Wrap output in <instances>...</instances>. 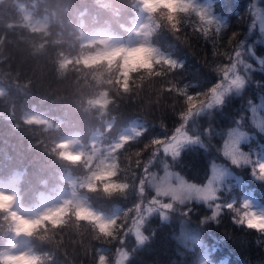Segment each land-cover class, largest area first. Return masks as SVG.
I'll use <instances>...</instances> for the list:
<instances>
[{
    "label": "trees",
    "instance_id": "obj_1",
    "mask_svg": "<svg viewBox=\"0 0 264 264\" xmlns=\"http://www.w3.org/2000/svg\"><path fill=\"white\" fill-rule=\"evenodd\" d=\"M214 1L215 9L228 18L227 27L219 33L208 28L205 35L200 22L193 18L174 38L162 32L157 37L159 44L178 61V66H157L158 76L130 73L125 92L121 90L125 79L117 77L115 70L109 71L102 64L85 68L79 62L87 47L78 48L74 37L80 26L96 30L110 27L125 35L119 25H129L130 0H115L109 5L107 0H0V86L4 90L0 95V173L21 168L17 162L20 158V161H36L42 175L68 171L71 166L72 174L81 175L82 163L73 166L54 158L58 148L51 141L55 135L70 132L85 139L89 131L99 128L98 133L108 145L107 141H113L128 122L140 124V135L116 152L119 165L116 179L132 185L131 195L105 196L102 188L109 182L108 178L95 180L96 191H85L94 209L110 212L112 206L124 208L117 219L114 236L101 237L93 223L89 222L90 227L84 220L76 224L77 218L61 220L56 226L44 221L33 230L31 238L33 249L40 257L37 264L41 261L59 264V254L70 264H96L99 246L107 247L109 255L122 245L116 240L120 235L117 233L122 232L130 205L140 201L151 205L154 202V206L158 202L160 206L172 203L174 210L166 209L167 219L154 212L144 221L141 232L147 240L139 244L125 264H192L194 261L198 264V257L205 255L202 246L210 247L215 254L245 255L249 262L244 264H264L263 249L256 244L254 231L235 228L226 214L217 222H203L210 214L203 204L179 205L148 192L140 194L144 167L163 142L184 124L181 114L187 111V96L206 102L209 90L218 82L225 83L224 71L232 66L233 56L242 42L250 43L255 54L252 69L241 74L244 87L239 93L228 94L222 105L206 110L184 125L188 135L198 136L200 143L186 145L175 158L168 156L169 165L188 181L203 184L213 163H227L221 147L228 130L234 127L252 130L250 106L264 96V65L261 64L264 50L248 38L251 0ZM25 12L46 18L47 30L31 31L24 21ZM103 92H107L110 100L104 114L89 104L90 99ZM25 111L43 114L52 123L49 135H44L41 128L26 131L22 118ZM6 135L12 145L5 141ZM154 139L162 143L153 144ZM252 190L257 197L264 198V181L254 183ZM209 237H214L217 244ZM204 241L209 242L203 245ZM206 256L219 264L210 254Z\"/></svg>",
    "mask_w": 264,
    "mask_h": 264
},
{
    "label": "clouds",
    "instance_id": "obj_2",
    "mask_svg": "<svg viewBox=\"0 0 264 264\" xmlns=\"http://www.w3.org/2000/svg\"><path fill=\"white\" fill-rule=\"evenodd\" d=\"M131 3V17L129 25L120 24V29L125 33H120L108 29H97L96 34L92 36H85L81 33V37L86 40V45L90 49L86 54L82 55L79 62L85 68L104 65L107 70L117 72V77L123 75L125 83L121 85L122 91H128L127 78L130 73L144 72L151 73L156 76L160 73L156 70L157 66L167 65L164 61L171 57L164 50H162L157 37L162 32H167L172 38L181 30L183 25L195 18L201 22L202 14L207 13L205 5L198 2V0H130ZM42 30V29H34ZM64 65L62 64V67ZM99 83V80H97ZM119 83V79H117ZM107 92L101 93L99 99L89 101L93 106L99 105L101 108L106 107L110 100L107 97ZM27 123H47L40 120H29ZM50 126V125H49ZM140 133H137L139 136ZM132 137L121 136L119 142L114 145L115 149H120L125 143L130 141ZM76 141L63 140L56 145L60 149L56 153L57 158L67 164L82 163L85 154L83 152H74L72 148ZM56 148L53 151H56ZM89 163L85 164V168L89 167L92 157H87ZM103 163V161L101 162ZM118 162L113 160L109 165H106L107 171H92L81 183L80 187L86 191H96L92 180H100L101 178H108L109 182L103 185V192L107 197H128L131 195L132 185L128 182L116 179L119 175ZM140 194H143L144 181H140ZM158 196L170 197L175 204L183 205L186 200L191 199L194 193L189 192L185 184L179 181L173 186L167 179L159 182H154ZM76 194L73 193V196ZM22 197L18 192H4L0 191V214L3 218L9 221V231L13 237L31 236L33 230L42 221H50L53 226L60 224L59 219L66 211L64 207L49 209L45 211L39 219L25 217L21 214L18 208V201ZM71 203V202H66ZM169 210H174L172 203H169ZM75 216L78 220L91 222L95 225L96 231L104 238L113 237L114 231L117 227V215L106 216L104 213L94 211L87 205L86 200L82 198L75 199ZM139 207V205H136ZM120 206L117 205L116 209ZM264 211V209H261ZM167 219V217H163ZM147 240V239H146ZM12 248L16 245L12 244ZM40 260L38 256H28L27 254L13 255L8 251H0V264H37ZM104 260L106 257L104 256ZM119 264V261L117 262Z\"/></svg>",
    "mask_w": 264,
    "mask_h": 264
},
{
    "label": "rangeland",
    "instance_id": "obj_3",
    "mask_svg": "<svg viewBox=\"0 0 264 264\" xmlns=\"http://www.w3.org/2000/svg\"><path fill=\"white\" fill-rule=\"evenodd\" d=\"M109 4H111L115 0H107ZM198 2L202 4H206L211 8L212 14L215 17L220 18L224 25L226 26L227 20L223 18L221 15L217 14L214 12V6L212 1L210 0H198ZM251 6V15H252V26L250 28L248 38L252 39V41L260 44V47L264 50V31L261 30V17H264V0H251L250 2ZM29 16L26 17L27 22L29 23V27L34 30V29H42V30H35V31H45L47 29V21L44 19H34L30 18ZM222 27L221 30L223 28ZM208 28L215 29V26H208ZM251 49V51H249ZM240 52V56L237 57L236 53ZM232 64L235 62L236 63V69L235 73H229V78H232L234 75H239L241 76L242 73H247L252 69V60L255 58V54L253 51V47L251 46L250 43H245L242 42L240 45V48L236 51ZM73 55V54H72ZM72 55H70L72 58ZM120 78L125 79V77L121 74ZM227 81L225 80V83L223 85H226ZM235 91L231 92L234 93ZM230 94V93H229ZM210 95V92L208 96ZM101 97L98 96L96 99H99ZM106 99L107 97H104ZM108 106V105H107ZM106 107L101 108L99 105H96L95 107L99 109L101 113L106 112ZM251 116H250V124L252 125V131L248 132L246 130H243L239 127H234L230 129L227 133L226 139L222 145V155L225 160L228 161L229 165L226 164H213L210 169V176L201 185L193 184L188 181H186L183 177H181L177 172L173 171L170 168L169 163L167 162L166 158L167 156L171 155L170 153H165L164 151V145L161 148V151L157 152L156 155L153 157L151 160V163L143 169L142 171V180L144 181L143 188L144 191L146 190L150 192L153 196H158L156 194L155 188L153 187L154 182H159L161 180L167 179L170 181V183L175 186L179 181H183L184 184L186 185H194L198 188H204L206 187L209 182L212 180L213 177V168L214 166L217 169H226L230 175H228L223 182L216 184L213 183V187L216 189L215 193V199L205 201L203 199L197 198L195 195L191 199H188L185 201L184 204H189V203H202L204 206H206L210 210L209 217L203 219V221H213L217 222L218 219L220 218L221 215L226 214L228 218L230 219L231 223L234 224L235 228L242 230H253V236L256 239V244L261 246L263 251H264V231H259L257 229H252L248 228L246 223H238L237 221L240 220V218L244 215L246 209L243 207V203L239 202L238 199V192L242 191V194H244L245 198H250L254 204V206L258 209H264V202L258 200L250 191L245 192V185L243 181V177L246 178H251L255 182L259 181L254 178L253 176V169H256V175H259V169L258 166L256 165L257 158L261 155L262 151H264V130L261 128L262 122H264V97H260L258 102L251 106ZM39 115H33L29 116L26 121L29 120H35ZM139 124L134 123L132 124L128 129H126L123 132L124 136L132 137L135 138L137 136L134 135L132 132L133 129L139 132L138 129ZM233 130H236L240 133L244 134V139L241 140V142L237 145L238 149L240 152H243L247 155L248 159L251 161L249 164H233L232 160L229 156L225 155V145L226 142L229 140V133ZM119 137V136H118ZM102 138H98L97 136H94L90 142V144H84L78 137H69L66 140H74L76 143L74 144L72 151L74 152H83L85 154L84 160L89 163L87 157L91 156L92 160L91 163L89 164V168L91 167V171L87 170V174L80 177H71L68 176L66 180L68 181L70 185V189L64 187L62 190L58 191V195L55 197H50L49 200L42 202L39 206L35 207L34 209H28V208H23V207H18L21 211V214L24 215L25 217L28 218H33V219H39V217L47 210L49 209H55L58 207H64L66 211L59 217L62 221L67 220V218H76L75 216V207H74V202L75 199L77 198H82L86 200V203L88 206H90L94 211L99 212V213H104L106 216H112V215H119V211H115L114 213L111 212H105V211H99L97 209H94L89 202L87 201V193H81L80 190L83 189L80 187L81 183L84 182L85 178L89 175L88 172L92 171H107L109 169L106 168V165H109L113 162V160L116 161L115 153L117 149H115L114 145L119 142V139H116L115 142H113L110 146L106 147L105 144H103L100 140ZM168 140L167 142H169ZM166 142V143H167ZM165 143V144H166ZM172 156V155H171ZM103 161V163H101ZM49 171H52L49 169ZM237 173V174H236ZM239 174V175H238ZM49 175H44L42 176V179L46 181L47 177ZM17 182V178H13L8 183H2L0 184V191L4 192H17L15 184ZM92 182V181H91ZM141 186V184H140ZM73 193L76 195L73 196ZM241 194V195H242ZM20 196V195H19ZM151 196V195H150ZM23 197V196H20ZM165 198H170L166 196H162ZM171 199V198H170ZM66 202H71V203H66ZM233 204V208H228L226 207L227 204ZM139 205V211L137 210L138 214L137 217L133 216L132 219H130V225L126 228V234H131L133 238L136 240L135 236V227L137 225V222L141 220V218H145L144 216V210L142 206H148L151 208L150 203L147 201L144 204H138ZM217 205H219V208L217 209ZM137 209V207H136ZM155 210V208H153ZM72 210V211H70ZM256 209L253 208L251 210L247 211H255ZM69 211L72 213V215L69 214ZM216 212L215 219H213V212ZM135 212L134 215L137 213ZM132 213V211H131ZM130 213V214H131ZM152 212L148 213V215H151ZM80 220L76 221V224H78ZM44 222V221H42ZM41 222V223H42ZM88 224L87 226L91 225L88 221H86ZM75 224V223H74ZM4 225L5 226V231L3 232L6 233L9 231V221H7L4 224V218L3 214H0V226ZM90 227V226H89ZM140 231H141V223L139 224ZM1 238V235H0ZM12 244H15L16 247L12 248ZM125 246L122 248H115L113 249L110 254H107V247L105 246H99L97 250V264H99V256L104 255L106 257L105 264H117V262L120 260V253L121 251H125ZM3 251H8L10 254L13 255H20V254H27L28 256H33L31 250L27 247L26 245V237L25 236H19V237H13V240L7 248V250ZM209 259V258H208ZM42 262V261H41ZM125 263V262H124ZM192 264H197L195 261ZM223 264V263H221Z\"/></svg>",
    "mask_w": 264,
    "mask_h": 264
},
{
    "label": "snow or ice",
    "instance_id": "obj_4",
    "mask_svg": "<svg viewBox=\"0 0 264 264\" xmlns=\"http://www.w3.org/2000/svg\"><path fill=\"white\" fill-rule=\"evenodd\" d=\"M205 5L207 9V13L202 14L201 17V29L205 35L208 34V26H215L216 32L219 33L221 28L224 27L223 21L213 16L211 8ZM261 30L264 31V17H261ZM251 51V49H249ZM237 57L240 56V52L236 53ZM170 68H175L178 66V61L168 57L164 61ZM261 64L264 65V61H261ZM236 63L234 62L230 68H227L224 71V77L227 81L226 85L217 84L213 88H211L210 95L207 98V101L199 100L197 101L195 97L189 95L187 96V104L188 108L187 111L181 114V119L183 120L184 124H182L179 128L176 129L175 135L171 138L169 142L164 144V151L165 153H170L174 158L180 155L181 150L190 144H199L200 139L198 136H190L184 130V125H186L190 120L194 121L196 117H199L202 113L206 110L212 109L214 106H220L224 103L225 97L235 91L239 93V91L244 87L245 80L239 76L234 75L232 78H229V73H235ZM202 94L197 93V96ZM262 130H264V122L261 124ZM135 136H137L138 131L135 129L132 130ZM244 139V134L240 133L236 130H233L229 133V140L226 142L225 145V155L229 156L232 160L233 164H249L251 161L248 159L247 155L243 152H240L237 145ZM153 144H160L162 141L158 139H154L152 141ZM256 165L259 169V175H256V169H253V176L255 179L259 181H264V151H262L261 155L257 158ZM230 175V173L226 169H217L215 166L213 168V177L209 184L204 188H198L194 185H186L185 187L189 190V192L194 193L195 196L199 199H203L205 201L215 199L216 189L212 186L213 183L219 184L223 182V180ZM181 184H184L183 181H180ZM163 208L168 209L170 205L164 204L162 205ZM228 208H233V204L229 203L226 205ZM243 207L246 210H251L255 208V211H245L244 215L240 218L238 223H246L248 228L257 229L259 231H264V211L258 209L254 206L252 200L250 198H244L243 200ZM219 205H217V209ZM139 211V207H137ZM147 211L150 213L154 211V209L149 208ZM161 216L164 217V213H161ZM216 212H213V219H215ZM166 218V217H165ZM143 218L137 222L135 227V236L137 244H143L147 237L143 235L140 231L139 224L142 223ZM129 259V254L125 251H121L120 253V260L119 264H124L125 261ZM99 264H105L104 255H100Z\"/></svg>",
    "mask_w": 264,
    "mask_h": 264
},
{
    "label": "bare ground",
    "instance_id": "obj_5",
    "mask_svg": "<svg viewBox=\"0 0 264 264\" xmlns=\"http://www.w3.org/2000/svg\"><path fill=\"white\" fill-rule=\"evenodd\" d=\"M69 40H72V38L70 37ZM35 120L46 121V119L41 115L37 116ZM25 124L27 125V127H25L26 131L31 132L32 130H38V128H41L43 129L42 133L44 135H49V129H50V126L52 125V123H49V122L47 123H35V122L27 123L25 122ZM5 141L9 145L13 144V142L9 140L7 135L5 136ZM17 162L18 164L20 162L21 168L19 169L13 168L10 174L11 178L9 180L1 181L0 184L8 183V181H10L11 179L17 178L15 187L20 196L33 198L41 203L49 200L50 197H53L51 193L45 189L46 184L44 180L42 179V176H43L42 173L39 172L38 170L36 161H20V158H19L17 159ZM200 204L202 203H199V204L197 203V205H200ZM137 214L138 212L135 214L136 217H137ZM145 218H150V216H145ZM117 234H120V235H117L116 240L121 241L124 239L123 233H117ZM209 239L211 242L213 243L216 242L217 244V241L214 237H209ZM130 240L131 242H128L129 247H127L126 251L129 255H132L138 249L139 244H137V241L135 239L131 238L129 239V241ZM206 242H209V241H204L202 244L205 245ZM202 247H203L201 249L202 252H204L205 254H210L213 260L219 263L244 264L245 262H249V260L246 258L245 255H242L236 252H229V253L222 252L219 254H215L214 252L211 251L210 247H204V246ZM57 262L59 264H70L68 263V260L65 257H63L61 254L57 255Z\"/></svg>",
    "mask_w": 264,
    "mask_h": 264
}]
</instances>
